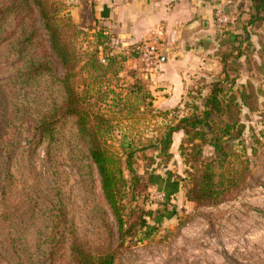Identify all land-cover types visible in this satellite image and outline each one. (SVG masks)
Segmentation results:
<instances>
[{"label":"trees","instance_id":"obj_1","mask_svg":"<svg viewBox=\"0 0 264 264\" xmlns=\"http://www.w3.org/2000/svg\"><path fill=\"white\" fill-rule=\"evenodd\" d=\"M249 1L250 19L244 23L258 26L264 22V0ZM60 11L54 0H0V57H15L8 76L0 73V256L10 264H116L118 247L108 243L101 249L77 233L70 202L76 184L82 193V210L90 213L97 225L110 229L108 214L95 191L100 181L118 227L119 242L124 243L146 214L139 207L128 211L126 203L129 195L130 203L143 197L151 181L148 168L141 173L135 167L139 154L154 147L159 157L170 156L173 135L182 130L179 149L190 167L186 197L198 203L223 200L244 178L236 167L246 165V161L234 148V141L245 130L241 110L254 108L251 100L256 99V92L250 83L233 89L236 78L228 72L233 49L222 54L219 80L209 85L206 95L201 88L194 91L193 97L199 102L185 106L186 111L181 106L146 109L152 107L153 97L142 80L125 94L104 86V80L92 91L89 87L81 90L76 80L81 57L67 37L71 28L70 35L78 37L79 26ZM41 38L62 65L63 74L57 72L48 53L39 52ZM110 40L103 29L97 32V45L103 46L105 53ZM95 53L97 57L91 61L96 67L114 66L119 75L118 57L110 56L104 65L98 59V49ZM241 56L238 50L233 59L238 61ZM103 73L104 78L110 74ZM112 93V104L97 112L93 98L103 94L104 103L111 102L107 99ZM112 107L128 118L152 111V116L160 118L162 130L148 138V146H128L123 157L106 144L110 124L120 121L115 114L110 120L104 118ZM65 122L71 123L70 139L61 133ZM206 146L213 148L207 160L203 157ZM137 212V220L132 222ZM113 236L109 234L110 241Z\"/></svg>","mask_w":264,"mask_h":264},{"label":"rangeland","instance_id":"obj_2","mask_svg":"<svg viewBox=\"0 0 264 264\" xmlns=\"http://www.w3.org/2000/svg\"><path fill=\"white\" fill-rule=\"evenodd\" d=\"M246 1L248 2L246 9L234 13L235 19L228 31H218L221 40L223 38L228 40L225 42V50L233 49V58L237 56L238 50L242 54L238 61L230 59L228 72L236 78L233 89L237 91L242 84L250 83L256 92V99L251 100L254 108L243 107L241 110L240 116L245 130L242 137L234 141V148L246 161V165L236 167L243 172L244 178L239 187L223 200L215 203L191 201L186 197L185 184L190 167L185 163L180 149L175 147L173 153L170 149V156L159 157L154 147H148L145 153L139 154L135 167L141 173L145 172L146 168L149 174L152 173L149 188L143 197L136 198L132 203L131 195L126 199L128 211L132 212L139 207L146 214L142 217L141 226L138 225L124 243L119 242L118 227L103 196L100 181L97 180L95 191L108 214L110 229L97 225L90 213L82 210L84 203L82 193L76 184L75 197L70 202L74 208L77 233L88 237L89 241L101 249L108 243H112L114 248L118 247L116 264H264V22L252 27L245 25L244 22L250 19V1H241ZM54 2L61 10V16L70 17L69 13L65 12L66 5L63 1ZM78 29L80 30L78 37L70 35L73 34L72 28L67 31V37L74 42L75 50L81 57L76 79L81 90L89 87L92 91L96 89L98 82L104 80V86L116 90L118 94H125L126 90L138 84L139 80L144 83L145 78L142 74L131 72L122 65L118 76L114 66L107 69L96 67L91 61L92 57H97L96 49L102 64L107 65L109 61L99 53L96 36L95 40L86 43L88 31L80 26ZM38 47L39 52L50 55V61L57 72L63 74L62 65L55 54L47 50L44 38L38 41ZM14 64L15 57L11 58L9 54H4L0 57V73L11 72ZM103 72L110 74L104 78ZM220 74L192 72L186 76V93L180 105L183 110L186 111L185 106L194 100L199 102L193 97L196 96L194 91L211 85L216 81L211 80L218 79ZM114 95L112 93L107 99L111 102L106 103L103 94L89 96L94 97L91 101L94 109L102 112L101 109L108 108L106 104H112ZM118 99H122L121 96H118ZM109 110L107 117L104 118H114L115 114L119 116L120 121L118 123L113 121L110 124L111 135L107 138L106 144L111 151L123 157L130 148L128 146L137 148L148 146V138L156 136L162 130L160 118L152 116V111L146 110L143 114L136 113L135 117L128 118L124 113H119L121 111L117 113L116 108L112 107ZM63 125L61 133L66 139L72 138L71 123L65 122ZM39 151L43 157L44 148L41 147ZM212 155L213 148L206 146L204 159H210ZM138 215L139 212L132 215L134 217L132 222L137 220ZM110 233L114 235L112 241L109 240ZM0 264L10 263L0 256Z\"/></svg>","mask_w":264,"mask_h":264},{"label":"crops","instance_id":"obj_3","mask_svg":"<svg viewBox=\"0 0 264 264\" xmlns=\"http://www.w3.org/2000/svg\"><path fill=\"white\" fill-rule=\"evenodd\" d=\"M61 1L66 5L65 12L88 31L86 43L95 40L101 29L110 34L106 53L103 46H99V53L108 61L110 56L118 57L122 67L142 74L144 88L153 97L152 107L146 109L156 110H169L182 104L185 78L192 72H222V54L228 40L218 36L216 10L224 8L234 16L248 5L242 0ZM154 36L162 40V57L154 70L143 74L137 47ZM219 78L220 75L211 81ZM201 90L206 95L210 87ZM183 137L182 130L174 133L172 153L175 147L179 148Z\"/></svg>","mask_w":264,"mask_h":264},{"label":"built area","instance_id":"obj_4","mask_svg":"<svg viewBox=\"0 0 264 264\" xmlns=\"http://www.w3.org/2000/svg\"><path fill=\"white\" fill-rule=\"evenodd\" d=\"M234 19V16L224 8H217L215 23L218 31H228ZM162 45V40L159 36L151 37L138 45L137 51L143 74L150 73L157 67L162 57Z\"/></svg>","mask_w":264,"mask_h":264},{"label":"water","instance_id":"obj_5","mask_svg":"<svg viewBox=\"0 0 264 264\" xmlns=\"http://www.w3.org/2000/svg\"><path fill=\"white\" fill-rule=\"evenodd\" d=\"M101 49H102V47H101Z\"/></svg>","mask_w":264,"mask_h":264}]
</instances>
